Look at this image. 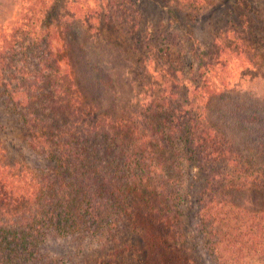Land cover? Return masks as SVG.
<instances>
[{
  "label": "trees",
  "instance_id": "trees-1",
  "mask_svg": "<svg viewBox=\"0 0 264 264\" xmlns=\"http://www.w3.org/2000/svg\"><path fill=\"white\" fill-rule=\"evenodd\" d=\"M142 5L0 0V98L45 162L20 168L0 145V264H73L46 252L54 238L80 264H199L186 183L213 263L264 264V53L229 12L191 62L175 31L141 29Z\"/></svg>",
  "mask_w": 264,
  "mask_h": 264
},
{
  "label": "rangeland",
  "instance_id": "rangeland-1",
  "mask_svg": "<svg viewBox=\"0 0 264 264\" xmlns=\"http://www.w3.org/2000/svg\"><path fill=\"white\" fill-rule=\"evenodd\" d=\"M142 2L141 29L151 25L156 28L160 26L161 31L166 29L175 31L183 43L185 58L191 62L195 63L199 50L210 43L213 22L222 19L223 14H229V12L234 21L242 18H239V16L246 15V37L251 38L253 51L260 49L259 51L264 53V0H213V5L210 8L196 12L169 4L165 0H142ZM100 28L97 33L98 37L109 35V27H107L106 22L101 21ZM253 38H255V41ZM125 40L127 43L124 42V46L130 47L131 45L128 43L131 40L128 38H125ZM256 40L258 41L257 44L254 43ZM130 52L133 57L131 50ZM130 67L128 76L134 79L137 76L138 68L133 63ZM257 74L252 65H247L244 68L237 69L233 80L241 88H246L251 80L257 78ZM136 92H140L139 87ZM0 145L6 158L20 168L33 169L45 164L40 157L27 147L23 141L20 127L1 98ZM185 187L186 193L189 194L187 195L188 207L185 208V220L191 240L190 246H192V251L197 260L200 261L199 264H214L195 236V221L192 218L196 210L194 207L195 188L189 187L188 183L185 184ZM45 250L53 256H65L71 259L73 264L81 263L82 255H76L78 246L69 239H51L46 243Z\"/></svg>",
  "mask_w": 264,
  "mask_h": 264
}]
</instances>
